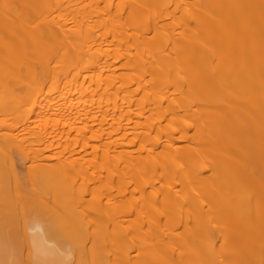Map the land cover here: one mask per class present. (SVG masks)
<instances>
[{
	"label": "bare ground",
	"instance_id": "bare-ground-1",
	"mask_svg": "<svg viewBox=\"0 0 264 264\" xmlns=\"http://www.w3.org/2000/svg\"><path fill=\"white\" fill-rule=\"evenodd\" d=\"M20 262L264 264V0H0Z\"/></svg>",
	"mask_w": 264,
	"mask_h": 264
},
{
	"label": "rangeland",
	"instance_id": "rangeland-1",
	"mask_svg": "<svg viewBox=\"0 0 264 264\" xmlns=\"http://www.w3.org/2000/svg\"><path fill=\"white\" fill-rule=\"evenodd\" d=\"M21 222H22V221L19 222V225H20V226H22L21 224H25V221H23L22 223H21ZM20 264H24V263H23V262H20Z\"/></svg>",
	"mask_w": 264,
	"mask_h": 264
}]
</instances>
